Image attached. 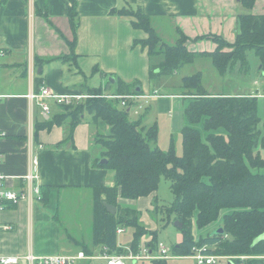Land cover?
Instances as JSON below:
<instances>
[{"label": "crops", "instance_id": "crops-1", "mask_svg": "<svg viewBox=\"0 0 264 264\" xmlns=\"http://www.w3.org/2000/svg\"><path fill=\"white\" fill-rule=\"evenodd\" d=\"M260 1L257 0L255 5ZM73 3L77 13L75 30L70 18ZM130 8L143 9L163 41L161 24L169 27L176 36L178 29L182 30L191 40L213 34L233 43L237 18L242 14L240 0H0V94L4 96L0 104V172L7 177L6 188L21 190L24 187L21 178L29 172L31 153L36 152L38 182L43 191L42 201H36L32 206L21 201L1 212L0 223L11 229L0 232V256L18 257L21 258L18 264H29L24 259L28 254L72 256L83 251V245L91 247L93 190L114 184L112 171L94 166L95 159L101 155L95 137L100 128L106 134L109 127L85 116L83 123L76 127L73 140L65 142L67 126L41 128L62 114V107L55 99H43L50 107L46 113L39 101L30 102L27 96L31 92L39 93L46 87L55 95L88 98L90 89H100L104 95L114 97L122 86L130 90L139 86L143 92L141 98L147 97L143 99L150 101L142 120L144 125L149 127L147 121L158 124L160 116H168L162 125V129L169 130L168 149L174 137L177 153L182 150L181 132L188 125L185 109L190 100L183 92L161 93L160 88L167 85L160 84V79L151 88L150 68L161 58L150 57L148 51L137 44L147 35L133 27L134 18L116 13ZM261 14L264 15V11ZM229 17L228 28L234 33L233 41L227 35L212 33L207 20L214 18L227 24ZM190 43L199 45V42ZM213 45L210 49L203 45L199 49L188 48L192 52H214L217 46ZM258 71L256 64L254 72ZM233 74L235 71L227 75ZM262 83L256 80L253 85L244 86L243 77H240L231 91L227 92V86L218 83L215 91L209 93L257 96L259 116L264 120V92L259 88ZM150 114L152 120L148 117ZM162 133H159L157 145L159 141L164 142ZM86 191L92 192L88 239L87 234L82 233L83 212L78 219L70 216L74 209L85 206L79 199L85 197ZM153 197L154 194L133 205L136 204L140 211L151 203ZM85 208L90 211L89 205ZM124 230V234H118V244L126 248L133 233ZM151 240V236H144L141 249L148 247ZM129 255L124 256L127 264H181L185 260L193 264L190 257H176L158 263L157 260L127 259ZM86 256L77 264H106L100 247H91V254Z\"/></svg>", "mask_w": 264, "mask_h": 264}, {"label": "trees", "instance_id": "trees-1", "mask_svg": "<svg viewBox=\"0 0 264 264\" xmlns=\"http://www.w3.org/2000/svg\"><path fill=\"white\" fill-rule=\"evenodd\" d=\"M256 1L240 0V3L249 11ZM70 13L75 30V3ZM116 13L134 18L133 27L147 35L137 44L150 57L161 58L150 68L151 81L173 76L197 58H209L221 77L238 66L248 72L250 51L259 60V71L264 76V15L240 14L233 43L213 34L191 40L178 29L176 43L167 44L143 9ZM191 41H211L217 48L214 52H192L188 48ZM156 46H162L161 50L156 52ZM180 87L190 100L185 109L188 125L181 132V155L177 153L174 137L168 150L157 145L158 124L147 128L141 126L142 119L131 120L129 108L135 101L128 98L141 96L143 92L125 86L114 97L104 95L100 89H90L88 98L61 106L62 114L41 127L67 126L65 142L73 140V133L86 114L94 122L109 127L106 134L95 137L102 156L95 159L94 166L114 172V184L93 190L91 247H108L109 254L123 257L130 251L139 255L142 238L151 236L147 246L157 252L158 231L147 229L141 223L142 213L128 202L153 194L156 197L161 178H165L174 200L170 206H163L161 213L170 222L183 225L182 229L178 228L182 243L171 247L173 256L190 257L194 248L207 246L206 255L230 257L235 264H264V239L256 243L264 236V120L259 116V99L252 95L210 94L203 86L201 73L183 77ZM103 159L108 162L102 164ZM107 205L115 207L117 213H110ZM194 228L215 231L195 239ZM120 229L134 231L126 248L118 244ZM219 229H223L222 234ZM91 247L83 245L82 250L91 254Z\"/></svg>", "mask_w": 264, "mask_h": 264}, {"label": "rangeland", "instance_id": "rangeland-1", "mask_svg": "<svg viewBox=\"0 0 264 264\" xmlns=\"http://www.w3.org/2000/svg\"><path fill=\"white\" fill-rule=\"evenodd\" d=\"M262 1L263 0H261L259 3H257L249 11H245L241 8L240 13L249 12L251 14L254 13L253 15H263V14H261L264 11V7H261L264 5V3H262ZM230 19H231V17H229L227 19V24L226 23H219L214 18L207 19L209 22V25L211 27L210 31L212 33L213 32L214 33H220L223 36L227 35V37L233 41L234 40V38H233L234 33L232 32L231 29L229 30ZM193 26H195V28H196V25L193 24ZM228 26H229V28H228ZM161 27H162L161 28L162 30H160V31H161V34L163 35L164 42L168 43V44H174L175 41L177 40L178 36H176L174 34V32L169 27H167L163 24H161ZM198 44L199 45H195L194 43L189 42L188 47L190 49H192V48L199 49V47L201 45H203L206 49H210L214 46L213 45L214 43L211 41H202V42H199ZM161 47L162 46H156L154 48V50L156 52L160 51ZM248 57H249L248 62H249V67H250L248 72H246L245 70L241 71L240 66H238L237 69L235 70V74L226 75L224 78L222 77V79H220V75L218 74V72L213 67L211 60L209 58H197L193 64L186 65L182 70H180L179 73H177L173 76L161 78L160 84H164L167 86H164V87L162 86L160 88L161 90H159V91L161 93H164V94L165 93L180 94V92H183V89L180 87L182 77L191 76V75H195L197 73H201L203 86L210 93L215 91V86H217L218 83H222L225 86H227V88H226L227 92L231 91L232 89H234L233 84H236L237 78H240V77H243L244 86H251V85H253L252 83L256 80L258 83H260V81H263L262 86L259 88L261 89L262 92H264V76L262 73H260V71H258L257 73L254 72V70H256V64L258 66L260 65L259 60H257L253 51H250L248 53ZM108 80H111V78H109ZM157 82L158 81H156V80L152 81L151 88L153 87V84H156ZM138 87L139 86L135 87V89H137ZM148 89H150V88H148ZM150 90L153 91V89H150ZM143 98H147V97H143ZM143 98L138 97V99H130V100L135 101L132 104V106L129 108V110H131V113H130L131 120H139V119L144 120V117L146 115V108L149 106L150 101L144 100ZM141 99H143V100H141ZM86 115L89 116L88 114H86ZM148 117L150 120H152L151 114L148 115ZM89 118L92 119V117H89ZM167 118H168V116L162 115V116H160L159 120H157L159 127H161V130L159 128V133L163 132L161 135V138H163L162 136H164V140H163L164 142H162L163 144L161 143V141H159L158 145H160V147L163 150H168V145H169V141H170L169 140L170 138H168L170 135L169 130L164 129V128L162 129V125ZM147 123H148L149 127L154 125V122L147 121ZM144 124H145L144 121H142L141 126H145ZM99 131H100L99 133H103V132H101V128ZM165 132H167V133H165ZM177 141H178V138H177ZM178 154L179 155L182 154L181 149L179 150ZM101 156L102 155H100V158H101ZM113 174H114V172H113ZM84 196L85 197H83L82 199H79V201L82 202L85 206H81L79 208V210L74 209L72 212H70V214H71L70 216L73 219L74 218L78 219V216H80V213L83 212V214L81 215L82 217L84 216V218H83V224H84L83 228L84 229H83L82 233L84 232L85 234H87L86 239H88L90 236V232H91V230L89 231V229L91 227V222H92V212H91L92 192L86 191ZM156 197L158 199L157 202H156ZM156 197L154 195V197L151 198V203L147 207L142 208V210H140V212L142 213L141 214V223L148 229H156V231H158V240L160 242L165 243L167 246L172 247V246L180 245L182 243V240H183V236H182L180 230L175 226V223L170 222L168 220V218L165 217V215H163L161 213L163 210V206H167V207L170 206L174 200V196H173L171 189H170V183L165 178H161V181L159 184V189L156 193ZM133 203L134 202H132V204ZM86 205L90 206V211H86V208H85ZM134 205L138 208V206L136 204H134ZM156 210H159V211L156 213ZM67 216L69 217V214H67ZM82 217H81V219H82ZM86 223H87V226H86ZM216 227H217V225L214 226V228H216ZM86 228H87V231H86ZM212 228L213 227H211L210 229H212ZM128 231L130 233L134 232L133 229H129ZM214 231L209 232V229L208 230L206 229L204 231H200L197 228H194L193 234H194L195 239H199V237L201 235L204 236V235L208 234V232L210 234H213ZM124 233H125V231L122 234H124ZM84 237H86V236H84ZM129 240H130V238H129ZM81 252L84 253V251H79V253H81ZM79 253H77L76 255H78ZM129 254H130V252H128V255ZM76 255H72V256H76ZM131 256H133V254H130L127 259H132ZM141 260L151 261V260L146 259V258L141 259ZM181 264H192V262L189 260H185V261H182ZM218 264H227V262L225 260H220V261H218Z\"/></svg>", "mask_w": 264, "mask_h": 264}, {"label": "built area", "instance_id": "built-area-1", "mask_svg": "<svg viewBox=\"0 0 264 264\" xmlns=\"http://www.w3.org/2000/svg\"><path fill=\"white\" fill-rule=\"evenodd\" d=\"M3 95L0 94V104L3 99ZM30 102L39 101L43 110L48 113L50 107L48 104L43 102V99H55L56 103L60 106H69L75 102H79L81 99L87 98L86 96H60L53 94L48 88L43 87L39 93L31 92L28 96ZM141 96L129 97L128 99H138ZM125 106V102L123 103ZM2 136L0 132V137ZM30 168L29 172L23 176L21 179L24 183V187L21 190H11L5 187L6 176L0 172V214L5 208L10 205H17L21 201L27 202L30 206L36 201H42L41 187L39 184V160L38 154L36 152L31 153L30 156ZM2 164V155L0 153V167ZM10 226H2L0 223V232L10 230ZM125 230L120 229L118 234H122ZM208 250L207 246L202 248H194L193 255L190 259L193 260V264H218V261L225 260L229 261L230 257H221L206 255L205 252ZM102 257L106 260V264H126L125 257L109 254V248H102ZM87 256L83 252L76 256H62V255H50V256H35L33 254H28L24 259H26L29 264H77L79 261L86 259ZM132 259L141 260H171L176 258L172 255L171 248L165 243L160 242L158 244L157 252H152L148 247L143 248L139 255L131 256ZM21 258L18 257H2L0 256V264H18Z\"/></svg>", "mask_w": 264, "mask_h": 264}, {"label": "water", "instance_id": "water-1", "mask_svg": "<svg viewBox=\"0 0 264 264\" xmlns=\"http://www.w3.org/2000/svg\"><path fill=\"white\" fill-rule=\"evenodd\" d=\"M136 91L137 92H140L141 91V88H137ZM107 162L108 161L106 159H103L101 161L102 164H106ZM107 209L113 215H115L117 213V209L115 207L111 206V205H107ZM175 226L177 228H179V229H182V227H183V225L181 223L177 222V221L175 222ZM218 232L222 234L223 233V229H219ZM263 239H264V236L262 238L257 239L256 243L259 242V241H261V240H263ZM228 264H235V263L232 260H229Z\"/></svg>", "mask_w": 264, "mask_h": 264}, {"label": "bare ground", "instance_id": "bare-ground-1", "mask_svg": "<svg viewBox=\"0 0 264 264\" xmlns=\"http://www.w3.org/2000/svg\"><path fill=\"white\" fill-rule=\"evenodd\" d=\"M214 256V255H213Z\"/></svg>", "mask_w": 264, "mask_h": 264}, {"label": "clouds", "instance_id": "clouds-1", "mask_svg": "<svg viewBox=\"0 0 264 264\" xmlns=\"http://www.w3.org/2000/svg\"><path fill=\"white\" fill-rule=\"evenodd\" d=\"M231 260V259H230Z\"/></svg>", "mask_w": 264, "mask_h": 264}]
</instances>
